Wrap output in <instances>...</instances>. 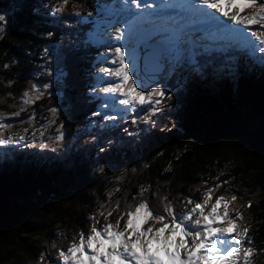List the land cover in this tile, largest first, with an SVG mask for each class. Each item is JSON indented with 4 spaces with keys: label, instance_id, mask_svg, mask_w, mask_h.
Returning a JSON list of instances; mask_svg holds the SVG:
<instances>
[{
    "label": "trees",
    "instance_id": "trees-1",
    "mask_svg": "<svg viewBox=\"0 0 264 264\" xmlns=\"http://www.w3.org/2000/svg\"><path fill=\"white\" fill-rule=\"evenodd\" d=\"M106 4L69 0L54 12L63 0H0V113L12 125L4 133L27 129L21 143L0 146V264H51L81 232L142 201L155 215L171 204L180 217L210 188L212 198L240 195L238 224L249 228L252 264H264V54L234 37L220 49L196 46L193 63L183 54L162 62L171 78L159 76L156 87L172 96L162 111L94 117L104 94L94 86L91 38L104 28ZM33 85L42 95L25 105Z\"/></svg>",
    "mask_w": 264,
    "mask_h": 264
},
{
    "label": "snow or ice",
    "instance_id": "snow-or-ice-1",
    "mask_svg": "<svg viewBox=\"0 0 264 264\" xmlns=\"http://www.w3.org/2000/svg\"><path fill=\"white\" fill-rule=\"evenodd\" d=\"M68 3L69 0H63V5L53 11H63V6ZM118 3L119 7L113 5V8H116V14L127 15L124 21L127 31L125 26L115 28L118 44L109 48L104 58V63L111 66L100 68L97 79L104 85L99 87V92L104 94L102 107H123L115 114L104 113L103 118L115 120L121 112L149 105L151 112L145 116L148 120L151 115L162 111L164 101L171 100L172 96L160 87L146 91L144 83L139 78H133L129 65L135 67L136 54L134 49L128 48V43L132 40L137 20L156 21L160 19L161 11L176 5L172 0H163L160 4L148 0H118ZM188 7L195 10L201 21H211L216 29L238 38L253 55L257 52L264 54V0H191ZM4 20L5 16L0 15V21ZM163 39L168 40V37ZM32 89L35 95L24 93L25 105L42 95L36 85ZM50 111L56 116L58 109L54 107ZM13 115L19 116L20 112ZM101 115L100 112L93 113L94 117ZM4 119L5 114L0 113V146L24 141L27 129H24L25 134L14 133L5 137L4 132L12 125L3 122ZM28 122L31 123V120ZM132 122L135 123V119ZM57 132L59 135L55 141L60 143L64 139L63 133L59 129ZM40 135L43 136V132ZM40 147L48 145L42 142ZM222 186L217 184L215 187ZM214 190L208 189L203 202L195 203L180 217H177L171 204L164 206L166 215H155L148 202L142 201L122 212L115 224L109 222L102 228L93 225L87 236L81 232L78 243L74 241L67 251L59 252L60 264H252L251 258L257 253L250 246L253 241L248 236L249 228L245 226L241 229L237 223V220L243 219L242 213L233 216L229 211V204L236 200V196L230 199L219 196L210 211L205 213ZM187 203L192 204L193 201L189 199ZM222 204L224 210L221 212L218 209ZM248 206L251 207L250 201ZM119 207L117 204L115 209L107 212V216L104 212L100 215L107 219ZM197 212L199 216L195 215Z\"/></svg>",
    "mask_w": 264,
    "mask_h": 264
},
{
    "label": "rangeland",
    "instance_id": "rangeland-1",
    "mask_svg": "<svg viewBox=\"0 0 264 264\" xmlns=\"http://www.w3.org/2000/svg\"><path fill=\"white\" fill-rule=\"evenodd\" d=\"M104 1L106 3H110V5H111L110 6L109 4H106L104 7H100V9L98 11V12H101V13L104 14V20H100V22H101L100 24L104 28H102L100 31H98L97 34L91 38L92 42L97 47L96 48L97 57H96L95 60H96V63H97L96 69H97L98 73L96 74V77H98V75H99L100 68H102L104 66H111V65H106L104 63V58H105L106 54L108 53V49L109 48H114L116 46V42H118L115 39V37L117 35V33L115 32V28L125 26L124 21L127 19V15L126 14H119L118 15V14H116V8H113V5H116L117 8L119 7L118 0H107V1L104 0ZM157 1H158L159 4L163 3V1H160V0H157ZM179 1L180 0H172V3H174L176 6H181L183 8V4H181ZM121 2H122V0H121ZM148 2H151V0H148ZM152 2L153 3H157V2H154V0H152ZM104 8H105V10L103 11ZM163 13H164V11L160 12V19H158V21L157 20L156 21H152V24H150L149 27H148V32L143 31V30H138L137 26L134 29L132 40L128 43V48L129 49H134L135 50V54H136V65H135V67L133 68L131 64L129 65V67L131 69V73L133 74V78L134 79L137 78V59H138V53L137 52H138V49H139L138 45L140 43L146 42V40H149L150 39L149 37H156L155 42L160 45L161 53H162L161 54V58H160V62L161 63L163 62L165 64V66H166L167 63L172 64L176 60H181L182 59V54L184 56L188 57L189 61L191 63H193L194 62L193 55L197 53V49H193V48H195L196 46H201L203 49H205V47H207L209 51L212 50V49H220L221 47L219 46V44L222 41H226L227 38H232L233 37V36H230V35H228L227 33L223 32L221 30H218V29L212 30L211 29L212 26H210V27L203 26V22L204 21H201L200 19L199 20H195L194 24L190 25L189 26L190 28H189L188 24H190L189 23L190 20H193V19H189L186 22V24H184L182 22V18L184 17L183 14L181 16H178V15L163 14ZM186 13L187 12L185 10L184 14H186ZM241 14L243 15V14H246V13H241ZM166 19H169L171 21L172 20L173 21H177L178 24H180L179 28L176 31L171 30L169 28V25L166 22ZM140 20H144V19H140ZM140 20L136 21V25L138 24V22H140ZM109 25L112 26L110 31L108 30L109 29ZM193 27L196 30L191 29ZM167 30L169 32L170 31H172V32L170 34L165 35V36L168 37V40H164L163 39L164 36L161 35L160 33L166 32ZM126 31H127V27H126ZM136 35H138V36H136ZM104 37H107L109 40L107 42L104 41ZM184 37L186 39L185 42H184V39H182ZM234 38H236V37H234ZM124 39H126V37ZM103 41H104V43H103ZM239 42H240V40H239ZM241 45H242V43H241ZM186 46H187V48H186ZM168 59H170V60H168ZM168 69H171V66H169ZM164 71L165 70H162V72L158 75V82L152 84L149 87L148 90H151L152 87H156V85L159 84V76L162 75V76H164L166 78H171V77H168V75L165 74ZM163 81L167 82V80L164 79V78H163ZM94 86L97 89H99V87H102L104 85L97 79V83H95ZM103 103H104V98H100V102H99L97 108H98V111L100 113H102V115L104 113L115 114V112L119 111L120 108L123 107V106H117L116 109H112L111 107L104 108V107H102ZM123 113L124 112H121L120 115L123 114ZM120 115H118V116H120ZM4 135H5V137H7L9 135H12V133L8 132V133H4ZM16 143L17 142H14V143H12V145H14ZM18 143H21V141L18 142ZM3 146H7V145H3ZM233 194H234V192H231V194H228V197H226V198L230 199L233 196ZM219 196H224V195L216 194L211 199L210 203L206 206L205 213L210 211L211 205L213 203H215V200ZM235 196H236V200L232 201L229 204V210H231L234 206H236V207H234L233 211H230V213L233 216H235V213L239 211V208L241 209V208H243V206H245L244 205L245 204L244 201H242L240 203V200L237 199V198L240 197V195H236L235 194ZM194 205L191 208H193ZM218 210L221 211V212L224 210L223 204L219 207ZM195 215L199 216V212H197ZM126 219L127 218L125 217V220ZM194 219H195V216H194ZM116 221H117V219H113L111 221V223L115 224ZM238 221L239 220H237V223H238ZM107 223H109V222H107ZM122 226H123V221H121V227ZM97 228H102V227H97ZM90 229L86 232L85 236H87L90 233ZM76 242H79V239H77ZM60 251L61 250H59V252ZM64 251H67V249H64ZM59 252L55 255L57 257L56 260H54V259H50L49 260L51 264H60Z\"/></svg>",
    "mask_w": 264,
    "mask_h": 264
},
{
    "label": "water",
    "instance_id": "water-1",
    "mask_svg": "<svg viewBox=\"0 0 264 264\" xmlns=\"http://www.w3.org/2000/svg\"><path fill=\"white\" fill-rule=\"evenodd\" d=\"M161 48L155 40L143 43L139 48L138 78L144 83L145 90L158 82V75L162 72L164 65L160 62Z\"/></svg>",
    "mask_w": 264,
    "mask_h": 264
},
{
    "label": "bare ground",
    "instance_id": "bare-ground-1",
    "mask_svg": "<svg viewBox=\"0 0 264 264\" xmlns=\"http://www.w3.org/2000/svg\"><path fill=\"white\" fill-rule=\"evenodd\" d=\"M181 4H183V8L186 10V14H183V18H182V22L184 23V24H186V22L189 20V19H194L195 18V16H192L189 12L192 10L191 8H189L188 7V5L191 3V0H180L179 1ZM163 14H173V15H176V11H167V12H164ZM182 15V14H181ZM181 15H178V16H181ZM172 17V16H171ZM192 20H190V24H188V27L190 26V25H192L194 22H191ZM193 21H195V20H193ZM166 22H167V24L169 25V28L171 29V30H173V31H176L178 28H179V25L180 24H178V22L177 21H171V20H169V19H166ZM203 26H206V27H210V26H212V30H216V28H215V24L213 23V22H211V21H204L203 22ZM190 28V27H189ZM191 29H195V28H191ZM172 31H166V32H162V35L163 36H165V35H167V34H170ZM141 37V36H140Z\"/></svg>",
    "mask_w": 264,
    "mask_h": 264
},
{
    "label": "clouds",
    "instance_id": "clouds-1",
    "mask_svg": "<svg viewBox=\"0 0 264 264\" xmlns=\"http://www.w3.org/2000/svg\"><path fill=\"white\" fill-rule=\"evenodd\" d=\"M137 72H138V64H137ZM137 78H138V75H137Z\"/></svg>",
    "mask_w": 264,
    "mask_h": 264
}]
</instances>
